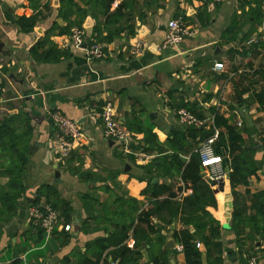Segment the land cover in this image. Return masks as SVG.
<instances>
[{"label": "crops", "instance_id": "1", "mask_svg": "<svg viewBox=\"0 0 264 264\" xmlns=\"http://www.w3.org/2000/svg\"><path fill=\"white\" fill-rule=\"evenodd\" d=\"M121 1L111 2L110 14ZM126 2L125 13L111 14L104 24L99 3L74 0L86 12L81 26L85 36L95 27L94 42L103 47L105 55L94 59L83 48L64 44L82 17L63 10L61 14L60 0H0V43L5 51L0 52V129L5 133L0 138V264H119L114 251L121 246L129 250L122 264H154L157 257L166 264H183V251L172 233L181 228L194 232L193 225L183 224L178 216L170 222L164 215L151 218V229L142 223L134 228L138 214L150 204L143 193L149 192V183L178 187L172 200L179 204L191 194L180 169L173 166L163 173V155L173 152L168 140L180 136L185 141L176 151L187 162L203 135L223 130L213 124L216 113L242 128L241 147L255 172L248 184L231 188L224 181L221 191L213 188L216 204L207 209L221 224L214 238L222 248L221 260L215 261L216 253L206 255L201 239L209 233L205 225L197 234L201 261L249 264L254 258L264 264V77L258 74L264 70V0L259 1V21L252 15L247 19L257 0ZM31 15L35 25L24 32L18 17ZM170 19H178L189 34L178 46L164 47ZM138 38L146 47L134 52ZM250 38L254 41L247 44ZM36 42L42 46L34 54ZM49 48L57 50L58 58L49 54L42 59ZM215 62L222 67L215 69ZM105 100L112 102L115 116L130 131L132 151L142 147L152 158L123 154L102 136L99 120L90 112ZM179 109L202 125L180 123ZM54 111L81 126L82 138L65 159L55 151ZM189 128L200 129L195 138ZM146 132L157 135L164 154L149 147ZM223 152L222 164L223 157H229ZM223 167L227 178L230 168ZM45 186L56 192L45 191L37 202L38 190ZM47 195L59 216L48 235L27 220L31 206L51 205ZM66 223L69 230L62 227ZM169 237L175 249H163Z\"/></svg>", "mask_w": 264, "mask_h": 264}, {"label": "trees", "instance_id": "2", "mask_svg": "<svg viewBox=\"0 0 264 264\" xmlns=\"http://www.w3.org/2000/svg\"><path fill=\"white\" fill-rule=\"evenodd\" d=\"M100 5V11L105 13L106 18L104 20V24H107L109 21V17L112 15H121L124 14V8L128 7L126 0H122L121 3L114 9V11L109 13V7L113 0H93ZM260 0H257V6L255 8V12L249 13L247 19H250L252 15L256 21H259L260 16L263 14L260 12ZM59 7L64 13H78L81 17L86 12L80 8H77L74 0H60ZM253 10V9H252ZM35 15L31 16H20L18 17V25L20 29L24 32H28L33 29L35 25ZM84 18H78L74 23L78 27L82 26ZM96 28L93 27V35L91 34L87 38L88 43L94 42ZM241 33V31H239ZM244 36H242L243 38ZM42 46L41 42H36L31 47L32 53L36 54V50L38 47ZM52 54V59L58 58V53L55 48L47 49L42 59H47L48 55ZM257 72V71H256ZM258 74L264 77V70L258 71ZM260 97L264 100V91L262 90L260 93ZM261 104L264 105L263 101ZM213 124L215 127H222L223 130H220L218 133V139L214 144L216 155L222 156L223 150L227 152L229 157H223V164L229 166L230 172L228 177L225 179V182L228 181L229 186L232 188L237 184H248L249 175L255 172V167L253 164H248L246 160V151L241 147L242 145V128L236 126L234 123L229 122L227 118H224L222 115L218 113L215 114ZM199 128H189V131H193L190 135L195 138L198 133ZM211 133H206L205 137H207ZM5 133L2 129H0V138L4 137ZM205 137H202L204 139ZM146 141L149 144V147H154L158 150L159 153L164 154L166 149L161 147V145L156 142L157 135L152 132H146ZM171 142V146L174 148L171 154H164L163 161L167 164V167H163V173L170 171L169 168L173 166L176 169H180L181 180L188 184L192 189L191 194L183 197L182 202L176 203L172 200L174 196H176L178 187L175 189H171L167 185L158 184V183H149V192L143 190V193L150 197L149 206L142 210L138 214L137 224L134 228H138V226L142 223L147 226L148 229L152 228L151 218L157 217L162 219L164 215L170 216V222L175 219L177 216L179 220L186 225H193L195 227L194 232H190L186 228H181L178 231L174 230L172 235L175 241L182 246V251L184 254V263L183 264H202L201 254L202 251L199 249V246H196L197 234L200 230L205 226H209V233L203 236L201 239L203 241L206 255L208 256L210 253H216L218 256L215 258L216 262H219L220 254L222 252V248L219 243L214 241V238L219 235V231L221 228V224L219 220L211 215L208 211V206H214L216 204L215 194L213 192V188L217 187V191L222 190V185H214L210 182L206 177L200 176L199 167L201 165L200 158L197 153H191L187 162L183 163L181 161L180 153L176 150L177 148L183 147L184 138L180 136H175L168 140ZM198 141L196 142V144ZM147 147V148H149ZM24 155L22 154L20 163H23ZM20 171L22 170L21 167ZM44 189V190H43ZM55 194V190L51 187L45 186L42 189L38 190L37 202L42 199L41 195L46 194ZM180 191V190H179ZM46 201L51 204L53 208H56L54 203L50 201V196L47 195ZM106 245L102 246V249L105 248ZM129 251L126 246L118 247L114 252L118 253L120 257L119 264L124 262V251ZM131 252V251H130ZM85 264H88L89 261H84ZM12 264H20L18 260H14ZM89 264H97V261H94ZM108 264V263H107ZM133 264H137L134 261ZM154 264H166L165 259L155 258Z\"/></svg>", "mask_w": 264, "mask_h": 264}, {"label": "built area", "instance_id": "3", "mask_svg": "<svg viewBox=\"0 0 264 264\" xmlns=\"http://www.w3.org/2000/svg\"><path fill=\"white\" fill-rule=\"evenodd\" d=\"M221 1V0H213ZM264 33V23L262 25ZM189 34L188 30L178 19H170L166 26V32L164 35L163 46H178L183 39ZM85 37V31L83 27H75L67 37V41L64 44H73L75 47H80ZM254 41L253 38L248 39L246 42L250 44ZM146 47V42L138 38L134 41L132 49L134 52H139ZM89 58H101L105 55L103 47L100 43H86L83 48ZM214 68L218 69L222 67V63L215 62ZM96 119L99 120L100 130L102 136L105 139L113 140L123 154L134 153L137 159L146 160L152 158L153 155L148 153L140 147L136 151H132L130 148L131 133L123 125L122 122L117 119L113 109L112 102L105 100L95 110L90 112ZM177 119L182 124H189L194 127L202 125V121L193 114L184 109H179L176 113ZM51 120L56 127L57 135L55 139V151L59 159H65L70 152L74 150L77 143L82 138L81 126L76 120L70 119L58 111L51 113ZM218 131L214 130L209 136L200 140L194 147V152L198 154L203 171L206 178L214 185H221L226 179V171L223 167L222 160L215 153L214 144L218 139ZM27 220L34 225L40 226L45 234H50L53 229L58 225L59 216L57 211L49 204L42 203L36 204L30 207ZM64 230H69L70 225L68 223L63 224ZM199 246V243H196ZM178 249H182L181 245H178ZM249 264H256L254 258H252Z\"/></svg>", "mask_w": 264, "mask_h": 264}, {"label": "water", "instance_id": "4", "mask_svg": "<svg viewBox=\"0 0 264 264\" xmlns=\"http://www.w3.org/2000/svg\"><path fill=\"white\" fill-rule=\"evenodd\" d=\"M87 39H88L87 36H85L84 39H83V42L81 43V46H80L81 48H84V47L86 46ZM2 46H3V44L0 43V52L4 53L5 51L2 50ZM223 155H225L224 152H223ZM199 170H200V176H201V177H204V176H205V172L203 171V166H200ZM226 170H227V167H226ZM56 174H57V173H56ZM175 248H176V244H175L174 239H173L172 237L167 238V239L165 240L164 245H163V249H169V250H172V249H175ZM169 262H170V263H173V260L170 259Z\"/></svg>", "mask_w": 264, "mask_h": 264}]
</instances>
